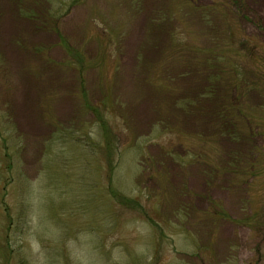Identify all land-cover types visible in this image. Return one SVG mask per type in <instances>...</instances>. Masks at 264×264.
<instances>
[{
  "label": "rangeland",
  "instance_id": "rangeland-1",
  "mask_svg": "<svg viewBox=\"0 0 264 264\" xmlns=\"http://www.w3.org/2000/svg\"><path fill=\"white\" fill-rule=\"evenodd\" d=\"M0 264H264V0H0Z\"/></svg>",
  "mask_w": 264,
  "mask_h": 264
},
{
  "label": "trees",
  "instance_id": "trees-1",
  "mask_svg": "<svg viewBox=\"0 0 264 264\" xmlns=\"http://www.w3.org/2000/svg\"><path fill=\"white\" fill-rule=\"evenodd\" d=\"M225 110H227V109H225ZM237 111L240 112V110H237ZM223 115H224L223 111L220 112L219 109H218L217 111H214L212 113V118L215 117L214 119L210 120L212 122H209V120H207L208 124L212 123L213 125H216L217 128L212 129V130H214V133H216L217 136H219L221 138H224V137H227V138L231 137L233 139L238 138V137L241 138L242 135L239 134V131H238L240 129L235 128V122H234L235 120L234 119L233 120L232 119H228V116L226 118H224ZM245 116L248 117V115H245ZM230 117H232V116H230ZM226 119H228V120H226ZM238 140H240V139H238ZM232 153H234V152H232ZM232 153L230 152V154L229 155L227 154V155L231 158ZM235 153H237V152H235ZM233 158L236 159V160H234V162H238L237 158H235V157H233ZM253 162L255 163V160H253ZM231 163H232V160L228 164L231 165ZM222 213H223V211H222ZM218 217H220V215Z\"/></svg>",
  "mask_w": 264,
  "mask_h": 264
}]
</instances>
